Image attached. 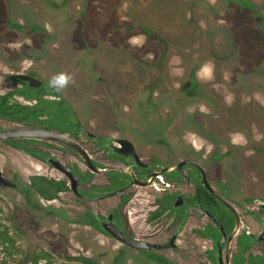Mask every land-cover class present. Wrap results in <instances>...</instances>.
<instances>
[{"label":"rangeland","instance_id":"374dc122","mask_svg":"<svg viewBox=\"0 0 264 264\" xmlns=\"http://www.w3.org/2000/svg\"><path fill=\"white\" fill-rule=\"evenodd\" d=\"M64 1L0 0V94L15 87L11 76L16 72H35L47 83L58 72L70 73L73 82L61 94L73 102L89 132L125 137L146 157L170 162L186 155L216 167L241 213L247 198L264 197V0H250L261 16L241 9L237 2L229 5L228 0H143L170 23L195 13L200 24L199 33L177 34L181 48L171 49L163 59H168V73L152 67L163 47L148 44L144 35L130 33L125 36L132 37L128 43L123 35H103L115 16L127 22L126 1L106 5L105 0H92L100 5L96 10L84 9L86 0L63 6ZM94 12L107 22L92 26ZM9 20L40 30L26 37L5 27ZM76 33L80 40L74 46ZM120 41L127 44L123 56L112 47ZM64 46L73 48L75 65L56 61ZM134 47L141 48L144 66L137 65ZM205 68H210V76ZM194 69L197 83L177 95ZM217 124L224 133L220 139L211 134ZM7 125L0 118V127ZM89 146L95 160L109 164L104 154L98 156ZM53 154L85 170L75 156ZM0 170L12 180L18 176L17 189L0 186V224L9 228L21 251L14 259L6 258L0 247V264H32L33 255L42 251L53 255L54 264H151L132 250L125 249L122 258L120 243L82 221L86 207L106 212L119 197L83 204L68 191L53 202L43 200L30 187L31 176L67 179L2 142ZM93 183L106 185V179L96 175ZM125 196L130 199L125 208L129 223L150 231L149 202L160 194L133 187ZM158 229L163 230L160 225ZM166 254L178 264H196L199 256L182 249Z\"/></svg>","mask_w":264,"mask_h":264},{"label":"flooded vegetation","instance_id":"af4514ba","mask_svg":"<svg viewBox=\"0 0 264 264\" xmlns=\"http://www.w3.org/2000/svg\"><path fill=\"white\" fill-rule=\"evenodd\" d=\"M74 1L75 0H72L68 3V0H65L62 5H71V3ZM91 1L92 0H86L82 7L84 9L88 7L92 10H96L89 5ZM234 2H237L238 5L241 3L240 0H236ZM230 3L232 2H229V5ZM92 4H95V2ZM52 6H55V4L52 3ZM240 7L241 9H244L241 5ZM94 17H97L95 12L91 18L92 26L97 24V22H92ZM115 17L117 19L113 18L114 20H110L108 22H116L119 25L116 26V29L112 26L111 31H109L108 25L111 23L107 24V27L104 28L105 32L103 35H123L124 37L121 38L122 40H125V42L127 41V43L132 37L125 36L130 33H139L144 35L139 31L132 30L133 26L128 17L127 22H121L118 20L120 19L119 17ZM97 19H99L98 21L100 22H107L105 19H100L98 17ZM180 22L181 23L178 24L181 26L185 25L186 28L188 25H193L189 32L188 28L187 31H181L187 36L189 34L199 33L201 31L200 24L196 20L195 13L192 16L190 15L188 18L185 17V19ZM155 24L159 26L160 23H157L156 21ZM5 27L9 29H17L19 32H24L26 37H28L33 32L36 33L40 30L36 25L25 28L24 26L18 25L11 20L6 22ZM156 30L158 29L156 28ZM178 33L179 32L175 33L176 35L174 34L173 36V40L178 48H167L166 45L162 43V35H160L158 31H155V35L158 36L157 41L150 42L144 35L148 44H158L163 47L161 56H158L157 59L152 62V67L157 69V71L164 70L167 72L166 66L168 59L164 60L165 62L163 59L166 58V54L171 49L181 48V46L177 44L179 43V40L177 39ZM75 35L77 41H74V46L78 44L80 40V38L78 39L79 33H76ZM125 45L127 44H123L122 41H120L118 43H113L112 47L116 48L118 51V56H123V54H125L124 52H126L124 49ZM69 46H64L63 49L59 50L55 59L58 63L63 62L73 66L75 65V62H73L72 54H70V51L73 48ZM132 51H134L135 55L137 54L135 56V59L138 62L137 65H139V67L144 66V63H141L139 59V52L141 51V48L134 47L131 52ZM96 52L100 53L99 49H96ZM61 53H63V57H60ZM126 57L127 56H124V58ZM62 58L63 60H61ZM134 65H136V62L133 64V66ZM20 75L35 78L41 82V85L37 87L30 86L28 81L18 78ZM196 79V69H194L190 74L189 81L181 86L179 94L177 95L186 94L188 90L197 83ZM11 81H13L15 87L10 88V90L6 93L0 94V118L6 119L8 122L7 126L0 128H36L63 134L67 137H70L71 139H74L80 145H82L87 154L90 156L92 163L99 168H125L134 174L138 182L142 184L151 182V184L148 186L134 184L123 193L108 198L111 199L119 197L120 200L115 207L106 212H97L92 207H86L82 214L83 217L86 212H91L98 222V226L96 227L84 222L83 223L89 228L102 233L113 240L115 239L104 230V224H114L119 230L124 231L126 236L160 247L159 249L151 250H135L115 240L124 247L123 249L119 250L122 258L124 256V250L127 249L140 254L151 264L158 263L152 261L148 257V253L163 256L172 264H178L174 259L170 258L166 252H179L182 249L183 252L187 253H199L196 264H264V197L247 198L245 200L244 213H241V211L238 209L240 208L239 204L229 197L228 184L220 180V176L216 170V167L207 164L203 165L198 160L193 159V157L186 155L182 158L179 157L173 159V161L171 160L170 162H165L156 156L146 157L145 155L141 154V152H139L137 146L132 141L125 137L103 136L89 132L79 118L73 102L64 98L61 92H55L54 90L50 89L47 86L48 83L40 79L35 72H16L11 76ZM99 81L102 82L103 78L100 77ZM2 100L5 101L2 103ZM39 100L52 102L54 109L39 110V114L34 117L35 120L28 121L27 115L25 114L27 109L25 108L36 106ZM1 104L4 106V108ZM62 105L67 106V109H64ZM50 113H55L56 118L59 120L55 123L54 128H49L44 123L46 120L52 118V116L49 115ZM218 126L219 125L217 124V127L211 130V134L217 139H220L224 133H221L218 130ZM118 140H128L134 145L135 152L140 159L139 162H135L134 157H127L118 154V151L122 148ZM13 141L17 142L20 147H15L12 144ZM2 143H5L22 154L28 155L31 158L46 164L50 168L62 174L67 179L60 180L40 175H34L30 177V187L34 193L48 202L58 200L60 194L71 191L79 202L83 204H95L108 200L104 199L98 201L97 198L120 190L132 181V176L126 173L111 172L106 175L93 173L87 168L84 162L72 149L59 143L35 139H16L4 141ZM87 143H89V147L93 148V151L96 152L98 156L104 154L109 164H102L101 162L95 160L88 152ZM53 152H60L62 154H71L75 156L79 160L80 164L85 167V170L80 168V166L77 164L64 163L61 159L54 155ZM218 158L219 157L215 155V159ZM49 159L58 160L63 166L71 167L74 174L79 177L80 186L77 189L78 194L73 191L70 179L65 174L55 169L49 163ZM184 161L195 163L199 167L190 163L184 165L181 169H178L177 166ZM162 170H164L163 173H161ZM0 172H2L8 182L12 184L11 186L1 187H8L11 189H17L19 187L17 182L18 176L12 180V178H10L3 171L0 170ZM115 174H121L120 180L123 183L122 186L117 189L114 188V184L112 182V178H114ZM96 175L104 176L106 179V185L94 184V176ZM45 181L51 182L53 184H64L65 189L56 193L51 184L47 185L46 188L44 187ZM205 181L210 185L216 195L228 201L236 209L238 220L233 212L230 211L229 208L218 197H216L206 188L203 183ZM41 187L48 191V196L53 197L44 198L38 192ZM95 187H99L101 190L97 191L94 189ZM133 187L150 190L153 194H160V196H156L154 200L149 202L150 205L146 221L148 222L151 232L146 228L143 229L142 227L136 228L132 226L126 218L125 208L130 199L128 196H125V194ZM125 198H128V201L122 206ZM36 207L39 206L36 205ZM110 214H112V217L110 221H108ZM159 225L164 231L161 229L157 230ZM152 228L155 230L152 231ZM235 230L236 233L232 236ZM230 244L231 251H229Z\"/></svg>","mask_w":264,"mask_h":264},{"label":"trees","instance_id":"16d2710c","mask_svg":"<svg viewBox=\"0 0 264 264\" xmlns=\"http://www.w3.org/2000/svg\"><path fill=\"white\" fill-rule=\"evenodd\" d=\"M69 1L72 0H68ZM106 1V5L107 4H112V3H116L118 0H105ZM126 1V5H127V15L128 18L130 20V22L132 23V30L135 31H139L141 33H143L148 40L151 41H157V37L155 35V31H158V33L160 35H162L161 41L164 45H166L167 48L170 47H176L178 48V46L175 44L174 40H173V36L175 33L177 32H181L184 30L187 31L188 28V32L191 30L190 28L193 27V25H188L187 28L185 25L181 26L178 24V22L175 23H171L168 22V20L166 19V17L162 16V14L158 13V12H154L153 10H151V8H149L151 5H144L142 2L143 0H124ZM236 0H229V2H234ZM241 3L240 5L249 11H252L254 13H257V15L261 16L260 10L259 8L252 3L249 0H240ZM93 2H90V6H92L93 9H97L100 8V5L98 4H92ZM105 5V4H104ZM154 12V13H153ZM154 14V15H153ZM153 16L155 18V20L153 19ZM158 19V20H157ZM99 19H97V17L93 18L92 22L96 23ZM160 23L159 26H157L155 23ZM181 23V22H180ZM119 25L116 22L111 23L110 25H108V30L111 31L112 26L113 28ZM156 28L158 30H156ZM5 100H2V103ZM2 105V104H1ZM2 107L4 108V106L2 105ZM62 107L64 109H67V106L62 105ZM26 110V115H27V119L28 121H34L35 120V116L38 115V111L39 110H48V109H54V105L52 102H48L45 100H39L38 104L34 107H27L25 108ZM50 116H52L51 119L46 120L44 123L46 124V126H48L49 128H54L55 127V123L57 121H59L56 116L55 113H50ZM12 144L15 147H20V145L13 141ZM121 174H115L114 178H112V182L114 184V188L117 189L120 186H122V181L120 180ZM52 185V188L56 191V193L58 191L64 190L65 186L64 184H60V183H51L48 181L44 182V187L46 188L47 185ZM94 189H96L97 191H100L101 188L99 187H95ZM38 192L44 197V198H48V197H53V196H48L47 194V190L43 189L42 187L38 190ZM128 201V198H125L123 201V205H125V203ZM82 220L84 223L89 224L91 226H98V222L96 221V219L94 218V216L91 214V212H86L83 217ZM0 247L2 249V252L4 254V256H6V258H12L14 259V257H18L19 254H21V251L19 248H17L16 246V242L14 240V238L10 235V230L6 225L0 224ZM148 257L158 263V264H172L168 259H166L163 256H159L153 253H148L147 254ZM69 260H73L72 258H68ZM54 264L55 263V259L53 257L52 254L48 253V252H40V253H36L33 255L32 257V264Z\"/></svg>","mask_w":264,"mask_h":264},{"label":"water","instance_id":"95a60500","mask_svg":"<svg viewBox=\"0 0 264 264\" xmlns=\"http://www.w3.org/2000/svg\"><path fill=\"white\" fill-rule=\"evenodd\" d=\"M18 78H21L25 81L29 82L30 86H40L41 82L35 78H32L30 76L20 75ZM16 139H35V140H41V141H48V142H54L59 143L62 145L67 146L68 148L72 149L84 162V164L87 166V168L92 171L93 173L99 174V175H106L111 172H120V173H126L130 176H132V181L126 185L124 188L105 194L99 198H97L98 201L108 199L110 197L117 196L127 189H129L134 184H140L143 186H148L150 183L142 184L138 182L134 176V174L125 168L120 167H107V168H99L98 166L94 165L90 159V156L87 154L85 149L80 145L77 141L74 139H71L70 137H67L63 134L49 131V130H43V129H36V128H28V129H14V128H0V142L9 141V140H16ZM118 142L121 144L122 148L118 151V154L127 156V157H134L135 162H139V157L135 152L134 145L128 141V140H118ZM49 163L58 171L65 174L71 182L73 191L78 194V187L80 186L79 177L74 174L73 170L69 166H63L58 160L55 159H49ZM191 162L184 161L181 162L177 168L181 169L184 165L190 164ZM196 166H198L195 163H191ZM199 167V166H198ZM164 170H162L161 173H163ZM154 177V175H153ZM153 179V178H152ZM206 188L214 194L216 197H218L228 208L230 211L233 212V214L236 216L238 220V215L236 212V209L225 199L219 197L214 193L210 185L205 181L203 182ZM12 184L8 182L4 174L0 172V186H11ZM112 217V214H110L108 221H110ZM239 223V222H238ZM104 230L111 235L115 240L135 249V250H151V249H159V246L151 245L145 242H141L138 240H135L133 238H130L124 234V231L119 230L114 224L108 225L104 224ZM237 230V228H236ZM236 230L232 234V236L236 233ZM229 251H231V244L229 246Z\"/></svg>","mask_w":264,"mask_h":264},{"label":"clouds","instance_id":"9594fccd","mask_svg":"<svg viewBox=\"0 0 264 264\" xmlns=\"http://www.w3.org/2000/svg\"><path fill=\"white\" fill-rule=\"evenodd\" d=\"M204 73L206 75L211 74L210 68H205ZM73 82V76L70 73L58 72L48 80V87L55 92H61L65 89L69 83Z\"/></svg>","mask_w":264,"mask_h":264}]
</instances>
